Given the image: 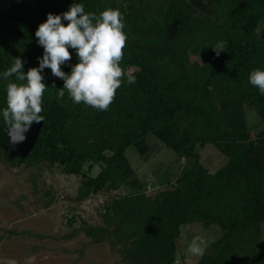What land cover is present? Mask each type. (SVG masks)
Instances as JSON below:
<instances>
[{"label":"trees","instance_id":"16d2710c","mask_svg":"<svg viewBox=\"0 0 264 264\" xmlns=\"http://www.w3.org/2000/svg\"><path fill=\"white\" fill-rule=\"evenodd\" d=\"M74 2L97 15L109 7L123 13L122 67L136 82L125 79L114 102L100 111L74 103L66 90L58 99L64 81L45 68L42 128L18 165L46 162L82 177L86 164L89 171L100 165L98 176L84 184L89 195L135 187L105 206L104 227L86 231L96 243L120 247L129 264H176L181 229L194 224L221 230L197 264H264V133L250 136L245 112L250 106L264 126V95L249 82L254 69H264V0H139L128 8L117 0H15L0 12V73L16 57L26 61L25 72L39 67L44 49L36 30L49 13L62 14ZM220 41L228 44L217 56L212 47ZM70 51L72 60L62 66L69 74L78 63ZM9 82L15 78L0 75L3 144ZM150 136L185 162L174 182L147 194L126 153L134 147L148 154ZM208 145L227 158L214 174L202 163Z\"/></svg>","mask_w":264,"mask_h":264},{"label":"rangeland","instance_id":"374dc122","mask_svg":"<svg viewBox=\"0 0 264 264\" xmlns=\"http://www.w3.org/2000/svg\"><path fill=\"white\" fill-rule=\"evenodd\" d=\"M14 1L0 0V12L12 7ZM117 1L118 6L128 8L139 0ZM245 112L249 133L254 139L264 133V126L250 106H245ZM146 145L148 154L140 155L131 147L126 155L138 186L152 194L167 182H174L185 161L154 136L147 138ZM23 156L9 143L0 142V264H129L120 247L115 248L109 242L96 243L86 231L104 227L105 206L135 193V187L106 189L78 201L80 188L85 186L87 178H96L102 166L95 165L89 171L86 164L87 177H82L67 175L60 166L46 162L19 166ZM202 157L203 165L212 174L227 163V158L213 145L205 147ZM70 220H74L73 225ZM197 235L206 239V252L221 236V230H204L197 224L182 227L176 264L199 262L202 256H192L187 251ZM261 240L264 241V227Z\"/></svg>","mask_w":264,"mask_h":264},{"label":"clouds","instance_id":"9594fccd","mask_svg":"<svg viewBox=\"0 0 264 264\" xmlns=\"http://www.w3.org/2000/svg\"><path fill=\"white\" fill-rule=\"evenodd\" d=\"M64 21H68L67 24ZM124 15L118 8H106L97 15L86 12L82 3H72L62 14L49 13L35 32L38 44L44 53L39 57V67L24 71L26 61L19 57L3 73V79L15 82L6 85V106L2 117L13 145L24 142L25 135L33 123H41L44 117V94L49 86L44 82L43 70L50 68L52 75L64 81L57 90V98H69L76 104H85L100 111H106L114 102L117 90L126 82L131 85L136 77L122 67L127 34L124 31ZM227 41H220L212 47L216 55L227 47ZM74 49L78 63L71 65V72L62 66L72 60ZM251 85L264 95V69H254L249 75ZM51 88H55V84ZM207 241L195 236L187 251L196 257L203 256Z\"/></svg>","mask_w":264,"mask_h":264},{"label":"water","instance_id":"95a60500","mask_svg":"<svg viewBox=\"0 0 264 264\" xmlns=\"http://www.w3.org/2000/svg\"><path fill=\"white\" fill-rule=\"evenodd\" d=\"M41 128H42L41 123L39 124L34 123L31 126L30 130L25 134L27 136V139L24 142L15 145H13L10 141L7 128L4 130V136L5 139L7 140V143L13 146L14 151H16L17 153H21L22 155L25 156L32 151L35 144L37 143ZM89 192H90V187L88 186L81 187L77 194V200L78 201L84 200L86 196L89 194Z\"/></svg>","mask_w":264,"mask_h":264}]
</instances>
